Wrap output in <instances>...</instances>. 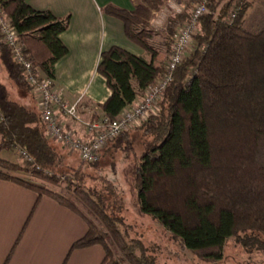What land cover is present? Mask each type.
Wrapping results in <instances>:
<instances>
[{
  "label": "trees",
  "instance_id": "1",
  "mask_svg": "<svg viewBox=\"0 0 264 264\" xmlns=\"http://www.w3.org/2000/svg\"><path fill=\"white\" fill-rule=\"evenodd\" d=\"M27 1L0 0V7L37 73L54 80L55 65L68 54L61 35L68 30L70 17L60 19L51 12L36 11ZM164 1H135L132 12L113 5L102 9L123 23L127 39L144 52L136 56L114 46L101 54L97 73L110 96L98 107L111 121L163 76L172 38L190 17L192 10L173 17L162 33L164 49H157L152 42L161 34L150 27L151 13ZM201 1L188 0L190 7ZM240 2L245 1H209V13L199 20L194 36V49L177 66L158 103L159 112L110 142L101 153L102 157L110 150L140 148L135 172L140 210L186 250L215 263L224 259L228 240L247 233L264 238V27L257 32L245 28L248 5L235 7ZM1 39L0 65L18 91L19 101L0 82V151L23 150L34 165L26 168L0 157V180L19 184L39 197H51L81 216L88 232L73 244L72 251L99 245L105 250L101 264H155L140 240L122 235L120 220L108 213L102 195L85 188L95 181L85 167L95 168L101 160L67 166L65 156L47 138L25 72ZM25 97L27 102L22 103ZM20 175L48 183L62 176L104 232L75 202ZM108 237L118 247L120 258L109 249Z\"/></svg>",
  "mask_w": 264,
  "mask_h": 264
},
{
  "label": "crops",
  "instance_id": "2",
  "mask_svg": "<svg viewBox=\"0 0 264 264\" xmlns=\"http://www.w3.org/2000/svg\"><path fill=\"white\" fill-rule=\"evenodd\" d=\"M135 1H27L36 11L51 12L60 19L70 17L69 28L61 35L68 54L55 65L53 81L67 102L81 100L78 119L59 116V120L82 139L86 138L85 122L102 116L98 106L110 96L105 80L97 73L101 54L117 46L133 55H144L125 36L123 23L102 9L113 5L132 12ZM3 71L0 65V73ZM21 101L26 103V97ZM87 232L88 224L81 216L51 197H39L19 184L0 180V264H101L105 250L99 245L72 251L73 244Z\"/></svg>",
  "mask_w": 264,
  "mask_h": 264
},
{
  "label": "rangeland",
  "instance_id": "3",
  "mask_svg": "<svg viewBox=\"0 0 264 264\" xmlns=\"http://www.w3.org/2000/svg\"><path fill=\"white\" fill-rule=\"evenodd\" d=\"M140 1L137 0V3ZM244 1V3H237L235 7L243 8L244 4L248 5L244 18L245 28L250 32H257L264 27V0ZM193 8L194 6H189L188 0H166L158 11H152L150 27L161 34L155 37L152 42L153 46L157 49H164L166 40L162 33L167 31L171 19L189 13ZM0 82L7 86L12 99L19 101V93L4 71L0 73ZM125 145L126 143L123 144V146ZM55 148L59 154L65 156L67 166L77 167L82 162L78 153H71L65 148L57 146V144ZM140 153V148H135L134 151L121 149L106 151L100 158L101 161L97 167L87 166L84 169L88 175L95 179V181L88 182L85 188H94L102 195L108 213L120 220L119 227L124 237L128 240H140L147 250V256L152 258L155 264H264V238L262 237L247 233L241 238L228 240L224 249V259L215 263L202 260L186 250L158 221L152 216L144 214L140 210L135 188V172ZM0 157L29 168L24 163L19 149L2 150ZM20 177L25 180H32V184L72 200L79 211L104 232L102 225L77 201L73 191L68 188L62 176L57 177L58 182L56 183L32 179L27 175H20ZM23 233L24 228L16 242H20ZM107 244L115 258H120L118 247L109 237ZM122 264L127 263L123 262Z\"/></svg>",
  "mask_w": 264,
  "mask_h": 264
},
{
  "label": "built area",
  "instance_id": "4",
  "mask_svg": "<svg viewBox=\"0 0 264 264\" xmlns=\"http://www.w3.org/2000/svg\"><path fill=\"white\" fill-rule=\"evenodd\" d=\"M210 0H202L195 5L189 19L183 23L172 38L171 54L166 63L163 76L149 87L140 103L125 109L114 121L104 116L91 118L85 122L86 138L78 137L60 122L59 116L69 120L79 117L80 101L69 103L63 92L56 89L54 81L41 77L34 68L29 55L24 52L17 33L0 7V35L3 43L9 48L14 62L23 68L26 82L36 100L42 122L46 127L47 138L61 145L71 153H78L82 162L95 164L100 161L102 151L108 144L122 134L127 133L150 119L159 112L158 103L169 83L173 80L178 65L194 49V36L198 32L199 20L209 13ZM236 12H233L232 19ZM27 166L34 165V161L27 152L19 150Z\"/></svg>",
  "mask_w": 264,
  "mask_h": 264
}]
</instances>
